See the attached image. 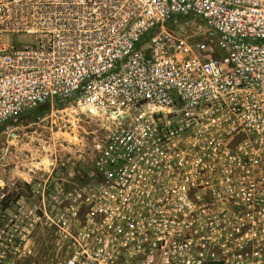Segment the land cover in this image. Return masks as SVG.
Here are the masks:
<instances>
[{
  "label": "built area",
  "instance_id": "1",
  "mask_svg": "<svg viewBox=\"0 0 264 264\" xmlns=\"http://www.w3.org/2000/svg\"><path fill=\"white\" fill-rule=\"evenodd\" d=\"M46 103L12 259L47 227L48 264H264V0H0V129Z\"/></svg>",
  "mask_w": 264,
  "mask_h": 264
},
{
  "label": "rangeland",
  "instance_id": "2",
  "mask_svg": "<svg viewBox=\"0 0 264 264\" xmlns=\"http://www.w3.org/2000/svg\"><path fill=\"white\" fill-rule=\"evenodd\" d=\"M49 114L50 103H46L0 129V148L9 149L7 153H4L6 160L4 165H0V179L6 185L3 191L0 190V264H48L53 256L55 235L51 228L37 227L33 235L31 256L12 259L11 245L8 241L14 229L13 222L10 220L18 214V208H33L38 203L31 188L17 180L18 172H22L23 168L31 167L30 164H33L31 161H38L45 155L53 158L57 153L56 139L59 135L56 134L55 124L51 125V120H54L48 118ZM96 130L95 122L88 119L80 120L79 128L76 130V136L80 142L76 149L86 154L93 140L98 137ZM2 132H13L18 137L14 148L7 144L1 145L7 141L8 137L6 134H1ZM67 132L70 134L71 131L67 130ZM63 137L71 140L69 136L63 135ZM42 148L46 152H43Z\"/></svg>",
  "mask_w": 264,
  "mask_h": 264
}]
</instances>
